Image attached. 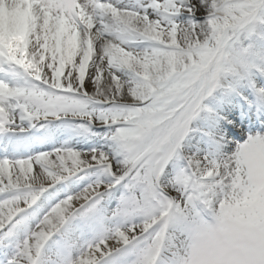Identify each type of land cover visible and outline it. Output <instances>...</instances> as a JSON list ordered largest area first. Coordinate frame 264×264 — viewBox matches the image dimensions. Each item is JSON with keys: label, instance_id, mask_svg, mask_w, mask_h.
Returning a JSON list of instances; mask_svg holds the SVG:
<instances>
[{"label": "snow or ice", "instance_id": "obj_1", "mask_svg": "<svg viewBox=\"0 0 264 264\" xmlns=\"http://www.w3.org/2000/svg\"><path fill=\"white\" fill-rule=\"evenodd\" d=\"M0 264H264V0H0Z\"/></svg>", "mask_w": 264, "mask_h": 264}, {"label": "rangeland", "instance_id": "obj_2", "mask_svg": "<svg viewBox=\"0 0 264 264\" xmlns=\"http://www.w3.org/2000/svg\"><path fill=\"white\" fill-rule=\"evenodd\" d=\"M199 15V14H198Z\"/></svg>", "mask_w": 264, "mask_h": 264}]
</instances>
